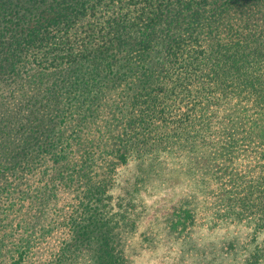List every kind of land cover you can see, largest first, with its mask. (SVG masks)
I'll return each instance as SVG.
<instances>
[{"label":"trees","instance_id":"obj_1","mask_svg":"<svg viewBox=\"0 0 264 264\" xmlns=\"http://www.w3.org/2000/svg\"><path fill=\"white\" fill-rule=\"evenodd\" d=\"M162 157L264 232V0H0V264H135Z\"/></svg>","mask_w":264,"mask_h":264},{"label":"rangeland","instance_id":"obj_2","mask_svg":"<svg viewBox=\"0 0 264 264\" xmlns=\"http://www.w3.org/2000/svg\"><path fill=\"white\" fill-rule=\"evenodd\" d=\"M162 159L135 194L140 224L127 243L134 263L255 264L257 259L256 264L263 262L264 232L256 234L253 225L239 219H218L214 204H197L199 194L189 175L172 157ZM136 167L131 162L116 168V202L130 188L137 175ZM192 213L193 222L178 231L172 218L178 219V214L189 218Z\"/></svg>","mask_w":264,"mask_h":264}]
</instances>
